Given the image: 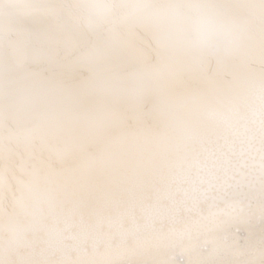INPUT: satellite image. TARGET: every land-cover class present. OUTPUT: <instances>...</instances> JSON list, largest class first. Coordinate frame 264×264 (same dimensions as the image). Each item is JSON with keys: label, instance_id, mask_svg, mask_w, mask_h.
<instances>
[{"label": "clouds", "instance_id": "clouds-1", "mask_svg": "<svg viewBox=\"0 0 264 264\" xmlns=\"http://www.w3.org/2000/svg\"><path fill=\"white\" fill-rule=\"evenodd\" d=\"M0 264H264V0H0Z\"/></svg>", "mask_w": 264, "mask_h": 264}]
</instances>
